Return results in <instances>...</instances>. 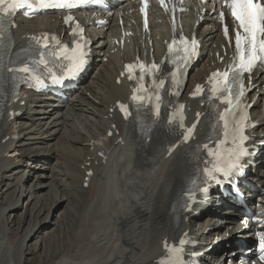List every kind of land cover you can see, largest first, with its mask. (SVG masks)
Returning a JSON list of instances; mask_svg holds the SVG:
<instances>
[{
    "label": "bare ground",
    "instance_id": "bare-ground-1",
    "mask_svg": "<svg viewBox=\"0 0 264 264\" xmlns=\"http://www.w3.org/2000/svg\"><path fill=\"white\" fill-rule=\"evenodd\" d=\"M132 6L127 2L121 9ZM204 8L211 9L201 6ZM159 18H152L150 25L158 55L163 53L159 39L165 36V26L158 22ZM109 21L113 22L112 18ZM109 29L112 31L113 25ZM40 30L61 33L62 27L53 17L19 23L13 32L15 47ZM195 33L205 60L190 75L186 94L195 82L208 75L209 54L222 43L212 14L204 16ZM100 34L102 39H97L99 43L92 51L94 72L69 100L59 102L24 92L26 96L13 104L18 114L0 124V264H24L26 260L31 263L36 256L37 264H155L161 255L160 244L176 239L187 229L197 234L200 242H209L200 249L214 245L209 255L201 257L204 264H222L231 257V251L225 253L223 247L225 217L215 210L228 200L212 195L205 206L194 208L199 212L197 217L187 213L181 220L176 219L173 209L191 173L187 151L192 146L178 147L166 157L164 148L176 139L158 130L148 142H139L133 125L123 123L115 113L109 118L115 101L128 96L125 83L116 85L114 81L121 61L131 58V53L126 47L123 52L110 54L113 48L107 35L98 32L92 36ZM140 45L139 38L133 40V48ZM254 83L257 87L251 98L256 97V101L251 116L257 126L251 131L250 143H258V157L249 167L248 176L264 189V145H259L264 143V80L258 77ZM186 94L182 101L193 111H206L205 106L191 102ZM112 124L119 134L104 137ZM201 133L197 131V135ZM49 163L54 164L45 167ZM87 170L92 171V176L84 188ZM251 197L248 192L247 201L252 202ZM261 199L264 204V195ZM23 204L24 221L29 215L28 227L10 232L11 226L21 223V216L15 217L13 212ZM54 207L60 212L56 214L57 227L48 232L47 227L54 224V210L50 212ZM230 219L233 222L234 217ZM236 229L234 226L231 233ZM42 234L38 246L28 244ZM228 243L232 245L231 240ZM40 251V255L35 254ZM26 255L31 257L25 259Z\"/></svg>",
    "mask_w": 264,
    "mask_h": 264
},
{
    "label": "snow or ice",
    "instance_id": "snow-or-ice-1",
    "mask_svg": "<svg viewBox=\"0 0 264 264\" xmlns=\"http://www.w3.org/2000/svg\"><path fill=\"white\" fill-rule=\"evenodd\" d=\"M88 3H90V0H0V45H2L4 35L8 32V29L15 26L11 17L17 9H30L31 11L25 14L31 16L40 10H71ZM160 3L163 5L164 0H160ZM223 7L230 10L231 17L236 24V55L228 65L226 71L223 73H213L209 80V83L212 85L211 92L213 93V98L218 100L222 105L227 106L217 114L218 120L221 122L224 138L218 142L216 150L209 152V156L212 159L206 161L203 169L205 183L209 181L219 182L218 176L228 177L239 171L243 167L242 161L244 157L249 155L248 149L245 147V142L248 140L245 129L250 126L246 111L248 105L242 103V97L250 89L244 87L243 74L245 72L249 73L250 78V74L257 62L264 63V0H224ZM143 11L144 9L141 8V12ZM71 19V15H67L65 23H68ZM219 19L224 24V11L219 13ZM79 32L82 33L83 29H79ZM76 33L77 29L74 28L73 35L75 36ZM224 34L226 37L229 35V28L226 24L224 25ZM31 39L43 49L48 48L50 43L56 40L55 37H50L47 34L34 36ZM80 41H83L82 35H80L79 41L74 42V45L60 46L57 43L56 50L52 55L57 60H63L66 63L63 65L61 74L49 73L52 83H62L65 78L74 77L84 69L87 64L86 42L81 43ZM175 45H177L176 39H173L172 43L168 45L170 57L174 53ZM179 45L180 47L175 48V52L178 54L182 51L183 55H177L180 63L177 64L176 71L171 72L173 77L179 74L182 67H187L198 54V44L195 38L189 42L181 36L179 37ZM47 64V57L41 52L38 59L26 62L18 69L9 70L29 74L36 80L37 85H43L45 81L37 72V67L39 65L47 66ZM125 70L128 73L129 80H137V84L133 87L131 100L137 102L140 107L148 104L153 114L159 117L162 96L159 91H149V88L144 84V80L147 75L152 78L154 87L163 89L165 87V80L161 78L157 84L155 79L156 74L160 71V66L156 64L144 65L141 63L126 65ZM137 72H139L138 77L136 76ZM201 91L200 87L197 86L196 93H200ZM179 107L180 109L183 108L182 105ZM120 108L127 118L129 115L127 107L120 105ZM197 116L199 117V113ZM180 120L179 127L182 129L183 141L187 142L191 138L196 125L193 124L191 127L184 129L182 115ZM168 124L170 126L176 124L174 117L170 116L168 118ZM189 198L191 199V195H189ZM186 243L183 239L180 240L179 247L169 246L165 243L168 258L164 264H183L181 257L184 250L183 246Z\"/></svg>",
    "mask_w": 264,
    "mask_h": 264
},
{
    "label": "rangeland",
    "instance_id": "rangeland-1",
    "mask_svg": "<svg viewBox=\"0 0 264 264\" xmlns=\"http://www.w3.org/2000/svg\"><path fill=\"white\" fill-rule=\"evenodd\" d=\"M87 83V82H86ZM21 123H23L22 121H21ZM9 156H10V154H9ZM8 156V157H9ZM12 157H14V155H12ZM14 159H16V158H14ZM52 164H54V163H49V164H45V167H50V166H53ZM31 181H33V178H32V180L30 179V181H28V183H26V186L27 185H29V183L31 182ZM31 207V205H29V208ZM23 208V209H22ZM25 208V204H23V207L22 206H20L18 209H16L14 212H13V214H14V216L15 217H18V216H21V223L20 224H16V225H14V226H11L10 227V232H19L20 230H24L26 227H28V219H29V215H28V213H27V215H28V217H26V219H25V221H24V209ZM28 208V209H29ZM55 209V207L54 208H52L51 209V214H53V210ZM58 212L59 211H55L54 210V216L52 217V220H53V222H54V224L52 225V226H50V227H47V231L48 232H50V231H53V230H55V228L57 227L56 226V224H55V220H56V214H58ZM60 213V212H59ZM31 214H32V212H31ZM23 216V217H22ZM32 216H34V215H32ZM43 218H45V214L44 215H42V217H40L39 219L41 220V219H43ZM24 222V223H23ZM55 226V227H54ZM46 233V232H45ZM39 239L42 241V239H43V234L42 235H38V236H36L34 239H32V240H30L29 242H28V244H32V246H38L39 244ZM35 254H38V255H40L41 254V251L40 252H38V253H35ZM31 256L30 255H26L25 256V259H27V258H30ZM32 264H37V256H36V259L35 260H33L32 262H31ZM31 263H29L27 260H26V262L24 263V264H31Z\"/></svg>",
    "mask_w": 264,
    "mask_h": 264
}]
</instances>
